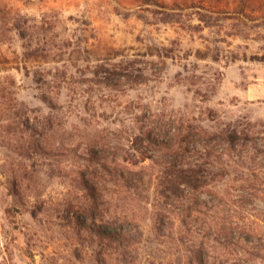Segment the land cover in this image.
<instances>
[{
	"label": "rangeland",
	"instance_id": "obj_1",
	"mask_svg": "<svg viewBox=\"0 0 264 264\" xmlns=\"http://www.w3.org/2000/svg\"><path fill=\"white\" fill-rule=\"evenodd\" d=\"M0 264H264V0H0Z\"/></svg>",
	"mask_w": 264,
	"mask_h": 264
},
{
	"label": "trees",
	"instance_id": "obj_2",
	"mask_svg": "<svg viewBox=\"0 0 264 264\" xmlns=\"http://www.w3.org/2000/svg\"><path fill=\"white\" fill-rule=\"evenodd\" d=\"M160 133H153V130H149L145 135L137 136V140L140 142L147 140L150 144L161 145L165 142L163 137H160ZM231 140L236 138L235 136L227 135ZM221 140H226L225 135L220 136ZM142 158H144L142 156ZM176 160L165 161V166L161 170L160 175L156 178V182L159 185L160 195L163 197H172L174 199L185 195V190L198 191L201 188L207 186L206 168L203 170L201 167H192L191 165L183 166L180 163H176Z\"/></svg>",
	"mask_w": 264,
	"mask_h": 264
}]
</instances>
